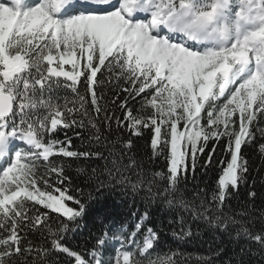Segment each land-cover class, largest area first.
<instances>
[{
  "label": "snow or ice",
  "instance_id": "obj_1",
  "mask_svg": "<svg viewBox=\"0 0 264 264\" xmlns=\"http://www.w3.org/2000/svg\"><path fill=\"white\" fill-rule=\"evenodd\" d=\"M109 84L122 115L105 100ZM113 124L127 138L112 137ZM66 129L87 130V145L73 150L66 132L56 135ZM145 129L150 159L163 156L166 172L132 151ZM257 134L264 141V0H0V264H58L54 253L69 264H181L179 250L152 258L158 233L147 212L131 230L95 237L86 256L63 243L86 211L65 172L81 158L98 162L77 169L97 191H144L179 211L178 238L191 234L187 214L235 229L264 256V225L223 212L248 181L242 147ZM220 142L226 159L216 160ZM257 148L264 158V142ZM214 165V187L195 185L186 197L189 173L195 180L198 167L207 175ZM36 233L40 243L29 239ZM109 240L119 246L106 261Z\"/></svg>",
  "mask_w": 264,
  "mask_h": 264
},
{
  "label": "trees",
  "instance_id": "obj_2",
  "mask_svg": "<svg viewBox=\"0 0 264 264\" xmlns=\"http://www.w3.org/2000/svg\"><path fill=\"white\" fill-rule=\"evenodd\" d=\"M122 83L123 81H121ZM112 88L113 86L110 84L104 87L105 100L109 102L110 111H115L116 115L119 116L122 113L115 105L111 104V101L115 98V92ZM81 90H83V86H81ZM60 91L62 95H72L69 90L61 89ZM115 91L118 92L119 89L117 88ZM121 99H123V94H121ZM129 106L135 112L139 104L130 100ZM76 131L81 133L80 137L75 136L71 129L57 132L56 135L63 140L66 132L67 136L72 138L73 150H82L81 145L86 146L88 143V131L80 129ZM121 135L127 138V132L121 133L113 124L111 136L118 137ZM132 139L134 142L132 151L135 153L136 159L142 162L146 169L166 172V160L163 156L150 159L152 150L150 147L151 132L149 130L145 129L142 136L133 137ZM261 142L264 141L257 134L256 143L242 147V154L249 163L248 181L240 186L238 192L232 194L223 208L226 215L235 216L237 219L251 220L253 230H258L264 225V158L261 157L257 148V144ZM212 143V141L209 142V149L212 147ZM222 148L223 142H220L215 156L216 160L226 159L221 151ZM204 158L200 157L198 164ZM97 163L95 160L81 158L71 161L70 167L65 164L66 175L71 177L72 194L86 203V211L80 220V227L68 232L63 241L71 249L86 256L95 237L102 232H107L109 236L117 234L122 226H126L128 230H131L133 225L147 212L148 217L144 223L153 227L158 233V240L154 249L151 250L153 259L156 258L158 253L170 254L179 250L183 256H176L173 259L180 261L181 264H202L197 257H210L211 264H262L264 262V256L257 250L258 245L251 243L243 236L237 237L233 228L223 230L203 219H193L184 214L185 231H190L191 234L178 238L174 235V232L178 233L180 231V212L169 209L163 201L157 199L154 202H149L144 191L132 193L119 185L105 187L97 191L95 183L89 182L85 174L77 171L78 168L90 169L95 167ZM219 168L220 166L214 165L207 170V175H204L203 170L198 167L195 180L192 179V174L189 173L186 182V197L191 198V190L195 185L200 187L207 185L210 191L215 185ZM181 187H185V185L182 184ZM76 188L83 191L77 192L75 191ZM249 192H255V197L250 198ZM241 212H247L248 216L241 217L237 215ZM49 222L54 226L58 224L60 221L57 214L52 213ZM29 239L33 240L34 243L41 242L39 233L31 235ZM112 244L109 240L102 259L106 261L109 259L108 253L113 251ZM53 259H56L58 264H69L70 258L62 253H54Z\"/></svg>",
  "mask_w": 264,
  "mask_h": 264
},
{
  "label": "rangeland",
  "instance_id": "obj_3",
  "mask_svg": "<svg viewBox=\"0 0 264 264\" xmlns=\"http://www.w3.org/2000/svg\"><path fill=\"white\" fill-rule=\"evenodd\" d=\"M121 229V228H120ZM119 232H120V230L118 231V233L117 234H119ZM111 241H113V240H111ZM119 245L117 244V242H115V241H113V244H112V248L114 249V247H118Z\"/></svg>",
  "mask_w": 264,
  "mask_h": 264
},
{
  "label": "water",
  "instance_id": "obj_4",
  "mask_svg": "<svg viewBox=\"0 0 264 264\" xmlns=\"http://www.w3.org/2000/svg\"><path fill=\"white\" fill-rule=\"evenodd\" d=\"M67 68V67H66Z\"/></svg>",
  "mask_w": 264,
  "mask_h": 264
}]
</instances>
